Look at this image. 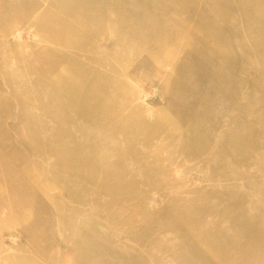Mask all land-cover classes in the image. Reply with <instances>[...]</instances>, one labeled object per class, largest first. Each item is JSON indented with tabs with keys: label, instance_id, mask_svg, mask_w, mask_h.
Wrapping results in <instances>:
<instances>
[{
	"label": "rangeland",
	"instance_id": "rangeland-1",
	"mask_svg": "<svg viewBox=\"0 0 264 264\" xmlns=\"http://www.w3.org/2000/svg\"><path fill=\"white\" fill-rule=\"evenodd\" d=\"M0 264H264V0H0Z\"/></svg>",
	"mask_w": 264,
	"mask_h": 264
}]
</instances>
